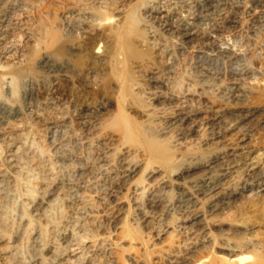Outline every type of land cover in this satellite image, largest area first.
<instances>
[{"label":"rangeland","instance_id":"1","mask_svg":"<svg viewBox=\"0 0 264 264\" xmlns=\"http://www.w3.org/2000/svg\"><path fill=\"white\" fill-rule=\"evenodd\" d=\"M152 1L0 0V39L6 46L13 41L20 46L9 55L15 67L0 57V171H7L15 183L9 190L8 238L14 237L20 217L27 216L29 222L21 248L31 246L45 257L50 246L63 247L62 230L72 229L75 235L80 231L76 225L81 224L80 218L91 222L86 223L89 228L95 226V234L114 232L119 224L156 247L168 227L185 224L195 210L208 211L203 196L201 205L185 209V190L204 178L212 180L205 189L219 190L223 171L232 172L236 166L223 139L246 134L254 122L244 115L264 107V0H161L155 5ZM81 3L89 4L101 19L137 18L148 45L141 50V68L121 70L119 82L128 77L140 90L138 103L124 106L125 114L142 123L147 138L156 139L168 156L178 157L176 172L192 164L201 168L182 182L169 173L168 187H160L159 175L149 182L147 175L162 165L146 153L149 163L132 181L156 187L140 206L127 192L124 176V170L138 159L125 160L115 151L108 165L106 151L87 140L88 127L115 110V101L109 102L111 89L92 86L102 69L88 54L82 19L71 12ZM151 6L164 13H150ZM186 27L190 36L184 37ZM55 33L61 41L51 49ZM90 68L91 75L85 74ZM245 88L247 92L241 94ZM101 106L106 112L95 109ZM182 114L192 121H177ZM14 148L21 164L10 169ZM238 175L239 180L244 178ZM52 186H61L62 194L49 200V218L43 220L36 214V205ZM113 196L121 200L120 208ZM84 198L93 204L83 205L79 200ZM0 202L1 209L4 202ZM101 251L96 260L112 264L108 251ZM78 259L73 264H82V257ZM0 264L4 263L0 260Z\"/></svg>","mask_w":264,"mask_h":264},{"label":"bare ground","instance_id":"2","mask_svg":"<svg viewBox=\"0 0 264 264\" xmlns=\"http://www.w3.org/2000/svg\"><path fill=\"white\" fill-rule=\"evenodd\" d=\"M97 1L103 2V0ZM159 1L161 0H153L152 3L155 5ZM159 10L156 11L151 6L149 12L157 15L164 13ZM71 12L79 18L78 20L82 19L80 24L84 30V40L89 45L88 54L93 60L101 63V77L96 79L94 77L92 86L99 90L111 89L113 93L109 102L115 101L113 111L106 112L102 106L95 108L100 113L102 111L106 113L103 119H97L94 125L88 127L87 140L106 151V155L109 156L104 157V163L108 165L111 161L110 154L115 151H119L120 156L125 160L138 159L137 164L128 166L124 170V176L127 180L125 183L128 187L127 192L132 195L134 203L140 206L143 197L154 193L156 186L152 183L143 185L132 180L141 171L144 163H149V159L157 165L161 163L162 166L150 170L147 182L159 175L158 186L164 188L169 185V173L176 177L177 181L182 182L201 168L197 164H192L181 172H176V166L179 164L178 157L168 156L164 147L156 139L147 138L148 133L142 123H134L135 121L125 114L124 106L131 108L134 103H138L137 96L140 90L137 85H131L128 77L119 82L123 73L121 70L126 68L125 73H128L129 70L141 68V50L148 45V39L141 30L137 18L121 16L101 19L87 3L74 5ZM189 33L190 29L186 27L184 37L190 36ZM59 41H61L59 35L56 33L51 35L50 48L54 49ZM19 47V44L14 41L6 46L4 39H0V57H3L10 67H15L17 63L14 62V57L11 59L9 55L19 50ZM62 50L63 48H60L57 53L60 54ZM91 70V68L86 70L85 74L91 75ZM16 77H20V74H16ZM13 84L15 86V79ZM247 89H241V94H245ZM244 118L248 122H254L247 133L229 135L223 139V144L231 151L230 156L236 164L232 172L223 171L221 180L223 188L205 189L206 185H211L208 182L212 180L204 178L195 180L190 185L191 189L185 190L182 202L185 209L201 205L202 201L200 202L199 198L203 196V200L206 198L208 200V211L203 213L195 210L185 224L175 228L168 227L158 237L159 243L156 247L152 246L153 248L150 247V240L140 239L138 235L131 234L129 228L119 227V224L114 232L103 230L95 234L93 231L95 226L89 228L87 224L91 222H82L81 218V224H76L80 229L79 232L77 231L79 238H76L77 232L76 235L70 232L72 229L62 230L63 247L50 246L44 253L45 257L35 248L33 252L31 246L21 248L25 235L24 229L25 226H29V222L26 220L27 216L20 217L16 223L14 237L8 238L10 231L8 222H11L7 221L9 193H11L9 190L15 183L12 184L14 178L8 177L7 171H0V200L4 202L0 209V260L4 264H73L74 260L78 261V258L82 257V264H100L96 260L97 255L102 252L101 250L106 249L112 264H126L125 260L129 264H264V107L247 111ZM177 121L188 124L192 118L182 114ZM134 132L138 133L136 137ZM10 153L11 160L9 159L7 168L13 169L19 163L17 148ZM146 153L150 154L149 159L145 158ZM239 172L244 177L241 180L238 179ZM61 186L50 187L48 193L46 192L47 194L37 203L38 213H35L40 219L49 218V209H51L49 200L55 195L62 194ZM113 199L120 208L121 200L116 196H113ZM79 201L85 206L93 204L88 198ZM152 203L155 204L156 201ZM158 203L161 202L158 201ZM94 219L92 221L96 222ZM51 221L50 217L48 224ZM138 231L140 230L137 229ZM215 250L218 254L213 253Z\"/></svg>","mask_w":264,"mask_h":264}]
</instances>
